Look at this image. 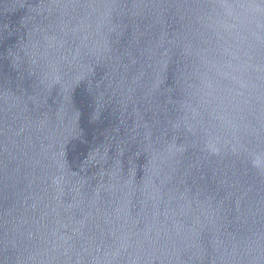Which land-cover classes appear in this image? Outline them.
I'll use <instances>...</instances> for the list:
<instances>
[{
	"label": "water",
	"instance_id": "water-1",
	"mask_svg": "<svg viewBox=\"0 0 264 264\" xmlns=\"http://www.w3.org/2000/svg\"><path fill=\"white\" fill-rule=\"evenodd\" d=\"M0 264H264V0H0Z\"/></svg>",
	"mask_w": 264,
	"mask_h": 264
}]
</instances>
